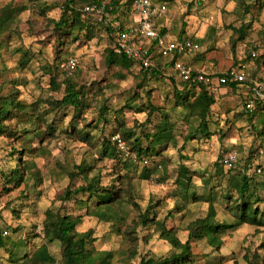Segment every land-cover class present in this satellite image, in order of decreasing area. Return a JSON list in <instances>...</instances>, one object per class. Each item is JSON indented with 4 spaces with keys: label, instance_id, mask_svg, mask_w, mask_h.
Wrapping results in <instances>:
<instances>
[{
    "label": "rangeland",
    "instance_id": "374dc122",
    "mask_svg": "<svg viewBox=\"0 0 264 264\" xmlns=\"http://www.w3.org/2000/svg\"><path fill=\"white\" fill-rule=\"evenodd\" d=\"M152 2L167 5L169 13L159 22L171 37L202 41L197 54L182 57L194 67L222 74L240 63H248L250 54L257 57L264 54V0ZM63 4L64 0H0V95L17 93L23 102L33 104L41 117L35 130L42 132V137L29 140L31 134L23 132V126L14 119L8 121L11 133L0 135V232L6 241V247L0 248V264H22L25 256H31L46 243L48 210L80 217L78 231L92 229L96 237L88 245L90 250H96L94 261L99 263L101 252L110 250L116 255L112 264H126L123 255L132 247L127 228L139 220L140 209L146 210L149 204L156 208L157 219L176 229L183 242L188 239L187 224L206 215L209 201L205 198L216 190L217 218L231 221L234 215L229 208L231 202L222 198L229 176L239 168L242 170L249 158L264 170V110L258 112L260 120L253 127L244 108V101L256 98L255 94L243 93L244 88L218 86L216 82L212 86L215 103L208 119L210 134L197 135L194 131L199 121L177 95L183 84L170 60L154 55V66L162 68L163 76L159 77L141 71L138 66L127 69L108 65L105 56L112 40L98 15L85 14L86 28L74 27L72 34L54 29L51 21L61 17ZM11 7L17 9L15 18L11 16ZM133 15V8L130 11L124 8L119 20L131 23ZM240 28L244 29L243 39L236 33ZM72 59L76 61L74 67L69 66ZM252 59L248 79L264 82V59L259 65ZM65 80L84 93L78 109L55 106L65 95ZM164 114H169L173 123L176 142L169 143L148 161L138 159L129 150L123 136L125 130H134L136 136L152 135ZM253 119L257 121V114ZM193 133L195 137L186 140ZM115 135L125 141L124 151L118 149ZM107 137L117 147L118 154L113 158L104 154L101 142ZM23 145L35 148L25 159L36 162L39 178L16 186L8 183L4 174L9 176L16 164L10 153L12 148ZM143 145H148L144 137ZM230 152L238 154L237 169H218L220 154ZM128 162L133 165L130 169L125 166ZM183 163L193 172L191 193L195 195L188 199L177 193L174 183ZM79 165L89 166L86 174L90 177L99 174L103 185L119 178L131 181L132 194L140 209L124 201L118 209L125 218L119 224L120 232L113 228L119 220L115 208L104 206L101 215L94 216L89 212L97 206V200L87 201L88 196L83 195L66 202L60 199L66 187L85 183L83 173H78ZM145 168L152 171L149 179L141 177ZM257 183L262 187L264 179ZM79 198L84 199L83 205ZM136 231V253L129 262L138 264L145 255L157 258L171 255V244L161 238L154 225H140ZM223 239L219 248L205 239L191 241L194 254L191 264H252L257 255L259 264H264V225L243 224ZM48 247L61 260L60 243L54 241Z\"/></svg>",
    "mask_w": 264,
    "mask_h": 264
},
{
    "label": "trees",
    "instance_id": "16d2710c",
    "mask_svg": "<svg viewBox=\"0 0 264 264\" xmlns=\"http://www.w3.org/2000/svg\"><path fill=\"white\" fill-rule=\"evenodd\" d=\"M134 0H110L105 2L104 0H64L63 12L58 20H52L54 29L58 32L66 31L67 34L73 33V28L78 27L79 29L86 28L85 25V14H91L84 10L86 5L90 4H101L104 2L107 5V11L112 15L114 22H121L119 20V14L125 8L131 10L133 7ZM126 11V10H125ZM11 16L15 18L17 9L10 8ZM14 20V19H13ZM12 20V22H13ZM70 23V24H69ZM102 26L109 33L112 45L107 50L105 61L108 65L113 64L120 65L121 67L130 69L132 66H138L141 71L149 73L152 76H163L161 74L160 66H151L149 68H141L133 59L127 57L126 55H119L115 53V48L117 42L115 40L113 29L104 20L100 22ZM184 31V25L183 29ZM161 32H165L162 29ZM239 39H243L244 29L240 28L236 30ZM180 40L186 39L180 36ZM194 39V38H192ZM200 44L201 40L195 39ZM251 60L253 55L250 54ZM178 59L175 57L174 60L170 62L173 66L174 62ZM257 65L264 59V54L262 56H254ZM248 61V64L252 63ZM254 61V60H253ZM247 63V62H243ZM255 76V73H254ZM260 81V79H247L244 85L254 87V82ZM183 86L177 89V95L182 100V104H187L190 108V114L194 115L199 121L194 133L209 136L210 132L208 130V119L211 112V107L215 103V97L213 95V87L201 84L198 88L189 85L187 82L181 81ZM66 85L65 95L55 102L56 107L61 106H72L75 109L81 107L82 100L84 98V93L77 89L76 86L70 81L65 80ZM240 82L232 81L221 86L231 88L232 90H237L240 88ZM252 100L255 103V109L250 111L247 108V102ZM33 104H26L23 100L19 99L17 93H10L9 95H0V135L10 134L9 122L16 120L20 125L23 126V132L31 134L30 139L42 137V132L35 130V126L38 125L39 119H41L40 114L35 110ZM244 108L246 113L251 116L249 118L250 123L253 127L256 126L255 123L259 122L258 112L264 110V98L260 96L256 98H250L244 101ZM152 113V112H151ZM257 114V121L253 117ZM151 115L149 114V117ZM169 124V126H168ZM255 124V125H254ZM51 128V125L48 126ZM174 126L169 117V114H164L163 120L156 127V131L151 135L144 133L142 136H136L134 130L127 129L124 132V138L128 143L129 150L135 153L138 159L145 161L151 157L157 156L169 143L176 142L174 134ZM33 129V130H32ZM16 131V130H15ZM14 131V132H15ZM194 133L190 137L191 139L195 137ZM260 133H262L260 131ZM17 134V133H15ZM14 134V136H15ZM88 135V134H87ZM17 137V135L15 136ZM143 137L148 142L147 146L143 145ZM134 138V139H133ZM102 146L104 154L108 157L117 156V147L111 143V138L107 137L102 140ZM30 147V148H29ZM35 148L31 146L21 148H12L10 152L16 160V164L13 166L9 176L5 175V179L10 184H15L19 186L22 182L29 179H38L39 174H37V164L34 160L25 159L26 154H33ZM258 152V151H257ZM229 154V153H228ZM226 154H220L216 166L218 169L222 170L224 167L223 159ZM253 159L249 158L245 162V166L242 170L237 169L236 166L234 171H238L231 174L228 178L227 187L222 193V198L231 202L229 208L234 215L231 221L228 220H218L214 200L216 199V192L210 194V197L205 198L209 201L208 211L205 216L198 217L195 220L190 221L186 229L188 230V239L183 242L176 229L168 228L164 220L157 219V210L153 205H150L146 210L140 209V206L135 201V197L132 194L133 185L130 180H125L124 178H119L118 182H113L112 184L103 185L101 183V177L99 174H94L89 176L86 174L87 167L82 165L77 166L78 173H83V180L85 183L72 188L70 186L66 187L60 197L63 202L71 201L77 196L83 195L88 196L87 201L91 199L97 200V206L89 213L94 216H100L102 208L104 206H109L115 208V211L119 215V220L117 223L113 224V228L116 227V231L120 232L119 224L125 221V218L119 213L120 207L123 205L124 201H129L134 206L140 209L138 221L134 222L133 226H129L127 231L130 233V243L131 246L129 253L123 255V260L126 264H133L129 262L135 253L137 244V226H151L154 225L156 230L160 232L161 238L167 240L172 246V253L168 257L157 258L150 255H145L141 258L138 264H191L193 262V251L191 241L194 240H207V242L213 247H221L224 243L223 237L230 232L242 226L243 224H249L253 226L264 225V183L262 187H259L261 183H257L261 179H264V170L262 166L253 164ZM128 169L133 167L132 163L128 162L125 165ZM260 169L261 172H256V169ZM73 175V173L71 174ZM152 175V171L149 168H145L141 177L143 179H149ZM119 183V184H117ZM175 185L177 193L181 194L184 198H192L195 192L191 193L193 189V172L186 164H180L177 170V177L175 180ZM211 189H214L213 187ZM211 191V190H210ZM254 191L255 194H254ZM196 198V197H195ZM80 199V204H84V199ZM81 218L73 216L71 213H62L60 210L47 211V218L45 221V240L46 243L41 247L37 248L31 256H25V260L22 264H97L94 261V256L96 250H90L88 245L96 241L94 236V231L89 229L85 232H80L77 229ZM17 231L16 229H14ZM54 241H58L61 245V260H57L50 252L48 244ZM6 247V241L4 239L2 231L0 232V248ZM102 259L98 264H112L115 260V253L113 251L107 250L101 252ZM259 256H256L255 264H259ZM252 263V264H254Z\"/></svg>",
    "mask_w": 264,
    "mask_h": 264
},
{
    "label": "built area",
    "instance_id": "2783aa9c",
    "mask_svg": "<svg viewBox=\"0 0 264 264\" xmlns=\"http://www.w3.org/2000/svg\"><path fill=\"white\" fill-rule=\"evenodd\" d=\"M133 9L138 14L136 20L124 24L114 22L112 15L107 11V5L101 4L86 5V12L98 15L100 20H104L113 29V34L117 42L115 53L126 55L133 59L141 68L154 66V55L157 54L162 59L170 61L178 57L172 66L180 80L189 83L195 87L201 84L212 87L216 82L219 86L222 84L237 81L240 86H247L255 96H264V82L255 81L254 87L244 85L248 79V63H240L237 67H232L222 74L209 73L203 69H198L182 59L183 56L197 54L201 50V44L195 39L186 38L183 40L173 38L167 32H161L162 27L159 19L169 13L166 4H155L152 0H134ZM253 57L255 53L252 54ZM76 61L70 60L69 66L74 67ZM247 108L250 111L255 109L252 100L247 102ZM114 141L119 150L126 149L125 141L119 135L114 136ZM238 154L230 152L223 159L224 167L228 170L235 169L238 164ZM256 172L260 173L258 168ZM42 230L43 228L39 226ZM7 233V232H5Z\"/></svg>",
    "mask_w": 264,
    "mask_h": 264
},
{
    "label": "crops",
    "instance_id": "0c3cea01",
    "mask_svg": "<svg viewBox=\"0 0 264 264\" xmlns=\"http://www.w3.org/2000/svg\"><path fill=\"white\" fill-rule=\"evenodd\" d=\"M138 17V14L134 11V15H133V17L131 18V20H132V22L134 21V20H136V18ZM162 20H164V19H162ZM160 24H161V27H163L162 25V23L160 22ZM195 68H197V67H195ZM198 69H203V68H198ZM203 70H205V69H203ZM214 73V72H213ZM219 86V85H218ZM242 88H244V89H242ZM240 89H242V92L243 93H246V94H248V95H252L253 94V91H251L250 90V88H248L247 86H240ZM246 89H248V91H246ZM257 97H259V96H257ZM261 98H264V96L263 97H261Z\"/></svg>",
    "mask_w": 264,
    "mask_h": 264
}]
</instances>
